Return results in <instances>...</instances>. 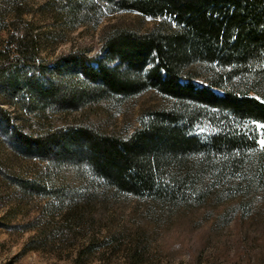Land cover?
<instances>
[{"label":"trees","instance_id":"obj_1","mask_svg":"<svg viewBox=\"0 0 264 264\" xmlns=\"http://www.w3.org/2000/svg\"><path fill=\"white\" fill-rule=\"evenodd\" d=\"M42 6L67 23L124 8L158 17L144 28L107 24L101 55L71 49L48 59L40 45L50 31L23 16L24 0H0V31L6 30L0 96L33 118L23 131L0 105V122L24 154L52 165L84 161L97 179L78 188L26 182L56 197L65 233L100 223L110 197H147L151 206L138 221L106 225L85 247L118 249L126 239V264H143L148 225L139 221L151 208L161 215L165 208L213 205L223 194L244 207L264 189V151L244 124L264 123V0H47ZM146 88L172 101L142 109L128 135L105 129L96 113L64 125L55 116ZM201 119L210 132L195 131Z\"/></svg>","mask_w":264,"mask_h":264},{"label":"rangeland","instance_id":"obj_2","mask_svg":"<svg viewBox=\"0 0 264 264\" xmlns=\"http://www.w3.org/2000/svg\"><path fill=\"white\" fill-rule=\"evenodd\" d=\"M46 1L24 0L28 10L23 16L37 28L50 31L40 45L41 54L48 59L71 49L101 55V34L107 24L144 28L158 19L124 8L105 10L96 20L97 14H92L94 18L89 22L67 23L54 10L42 6ZM5 33L1 30L0 38ZM170 101L169 96L146 88L130 96H112L90 107L55 112V116L59 115L64 125L74 118L85 122L83 116L96 113L105 129L128 135L140 124L142 109L168 105ZM0 105L9 111L13 123L23 131L29 130L33 118L28 112L4 96H0ZM244 124L254 129L257 149L264 151V127H258L264 123L252 120ZM193 128L197 132L212 129L206 119L197 121ZM17 145L12 130L0 122V264H126V239H122L118 249L95 246L89 251L85 247L100 238L106 225L118 226L142 216V210L151 206L150 199L129 193L110 197L100 223L92 221L86 228L75 225L69 235L62 229L63 216L56 207V197L28 187L26 182L45 186L65 183L78 188L88 183L86 179H97L82 160L77 164L52 165L41 155L24 154ZM234 201L238 197L223 194L213 205L165 208L161 215L151 208L143 217L146 219L139 221L148 225L143 264H264V189L244 207H235Z\"/></svg>","mask_w":264,"mask_h":264},{"label":"snow or ice","instance_id":"obj_3","mask_svg":"<svg viewBox=\"0 0 264 264\" xmlns=\"http://www.w3.org/2000/svg\"><path fill=\"white\" fill-rule=\"evenodd\" d=\"M258 127H264V125H258ZM261 145L264 146V140L261 141Z\"/></svg>","mask_w":264,"mask_h":264}]
</instances>
